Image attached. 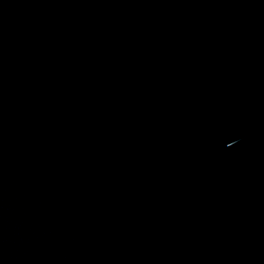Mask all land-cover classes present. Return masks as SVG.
<instances>
[{"label":"water","instance_id":"obj_1","mask_svg":"<svg viewBox=\"0 0 264 264\" xmlns=\"http://www.w3.org/2000/svg\"><path fill=\"white\" fill-rule=\"evenodd\" d=\"M0 264H264V0H0Z\"/></svg>","mask_w":264,"mask_h":264}]
</instances>
